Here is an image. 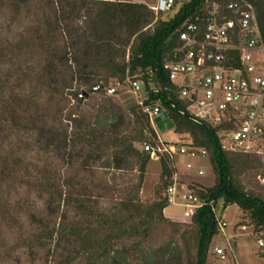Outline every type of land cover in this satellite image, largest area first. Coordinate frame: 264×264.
Masks as SVG:
<instances>
[{
    "label": "trees",
    "instance_id": "obj_1",
    "mask_svg": "<svg viewBox=\"0 0 264 264\" xmlns=\"http://www.w3.org/2000/svg\"><path fill=\"white\" fill-rule=\"evenodd\" d=\"M246 1L264 41V0ZM205 2L184 0L178 13L165 19L135 2L0 0L4 26L11 22L6 35L0 33V228L19 232L15 251H27L44 264H131L130 250L166 221L165 191L176 174L173 154L162 150L166 145L137 103L122 106L104 94L128 80L140 83L144 104L161 107L155 126L187 135L189 143L181 146L204 150L215 175L211 187L187 189L203 203L190 217L194 257L187 264H208L213 239L221 233L218 203L236 205L264 231V198L247 193L235 180V169L248 167L250 157L258 156L225 150L218 129L189 113L163 68L187 25L203 28ZM13 23L25 27L9 33ZM230 55L233 62L226 64L239 65L237 51ZM81 89L101 94L92 113L70 108L73 100L81 103ZM118 94L115 89L112 96ZM22 138L32 139L35 150L66 165V171L55 170L50 160L27 165L11 153ZM144 144L157 152L163 188L148 205L139 202L151 161ZM97 167L135 170L137 183L131 191L112 189L97 176ZM111 191L125 198L103 206ZM178 249L177 263L185 264ZM2 250L0 236V262L6 258ZM212 255L217 257L214 248Z\"/></svg>",
    "mask_w": 264,
    "mask_h": 264
},
{
    "label": "built area",
    "instance_id": "obj_2",
    "mask_svg": "<svg viewBox=\"0 0 264 264\" xmlns=\"http://www.w3.org/2000/svg\"><path fill=\"white\" fill-rule=\"evenodd\" d=\"M174 3V0H157L149 8L156 15L164 14ZM201 20V30L197 24H189L180 33L181 45L163 68L169 80L177 85L179 98L188 103L189 113L218 129L225 150L262 155L257 147L264 145V41L254 8L246 0H206ZM251 50L263 55V60H253ZM232 51H237L239 65L226 64L229 60L233 62ZM127 83L134 93L140 90L138 81ZM107 92L113 94L115 88ZM137 104L155 127L154 121L161 113L159 104L146 105L143 100ZM143 146L151 158L158 159L156 150ZM162 150L171 154L176 151L172 144ZM179 152L191 156L200 152L206 156L204 150L184 146ZM165 192L167 203L184 208L188 216L203 206L192 192L180 193L176 182ZM218 226L222 231L226 223L218 221ZM258 245L263 247L264 242L258 239ZM214 253L221 260L226 258L220 247H215Z\"/></svg>",
    "mask_w": 264,
    "mask_h": 264
},
{
    "label": "rangeland",
    "instance_id": "obj_3",
    "mask_svg": "<svg viewBox=\"0 0 264 264\" xmlns=\"http://www.w3.org/2000/svg\"><path fill=\"white\" fill-rule=\"evenodd\" d=\"M94 1H116V2H135L142 3L148 7L156 5L157 0H94ZM179 1L174 7L164 13L163 18L168 19L175 16L184 0ZM4 26L2 18L0 17V33L2 36L6 35V27ZM9 33L15 34V30L18 32L25 27L24 23H13L11 25ZM250 54L253 60H263V55H260L258 51L251 50ZM119 93L116 96L109 94L107 90L104 92L106 96L112 97L115 103L122 106H126L131 102L137 103L139 100H143V93L139 90L134 93L128 84L121 86H113ZM80 102L77 104L74 100L70 103L72 110H78L85 113H92L94 107V101L99 100L101 94H89L85 89L80 90ZM103 95V94H102ZM92 111V112H91ZM155 130L159 135V139L164 145H175V153L173 154V163L175 168L174 179L180 193L187 192L188 188L191 189L196 186L200 188H209L214 184L215 175L208 156H202L200 152L191 156L188 153L182 154L179 152L181 145H187L189 143V137L187 135H180L174 133L173 129H165L156 127ZM16 142V141H14ZM32 139L22 138L19 141V149H12L11 153L21 155V158H25L26 164L31 165L34 161H38L39 164L46 163V160L52 161L51 166L55 170L64 172L66 165L49 156L43 155L41 152L35 150L33 147ZM135 147L142 150L140 144H136ZM254 150V147H252ZM264 153L263 147H257ZM30 151V153L28 152ZM258 157H250L252 162L245 168L235 169V180L240 186L247 192L254 195H258L264 198V154L256 155ZM151 158V156H150ZM151 161L147 165L145 176L143 179V186L139 193V202L148 205L156 201L159 194H163V188L160 187V165L158 159H150ZM33 161V162H32ZM190 165V167H188ZM97 166H100L99 164ZM99 170L97 176H102L104 182L108 183L112 189H120L122 191L133 189L135 183H137V172L134 171H116L111 168L97 167ZM66 171V170H65ZM70 172V171H69ZM67 174L73 175L72 170ZM201 172V174H199ZM115 176V179L112 177ZM173 180V179H172ZM125 198V195L115 191H111L110 196L105 200L103 206L112 207L119 204L121 199ZM34 200V201H33ZM32 202L36 203L38 200L33 197ZM216 217L219 221H224L226 227L223 228L220 234L213 239V245L209 252L208 264H263L264 263V248L258 245V239L264 242V231L255 228L251 221L244 215L236 205H230L226 208L222 207L221 203H218L215 207ZM163 216L166 221L158 223L153 226L151 235L146 241L142 243L141 247H134L136 249L130 250V256H128V262L131 264H178L174 247L179 245L178 252L181 253L182 259L187 264L189 261H193V233L191 227L190 217L188 216L184 208L179 206L170 205L165 211ZM243 227V228H242ZM24 229H22V232ZM1 232V228H0ZM19 232H13L8 229H3L0 233L3 250L1 256H6L2 259L0 264H44V261L37 260L34 256H30L29 253L15 251L14 240L15 236ZM220 247L224 249L226 253V259L220 260L212 255V248ZM189 253V256L186 255Z\"/></svg>",
    "mask_w": 264,
    "mask_h": 264
}]
</instances>
